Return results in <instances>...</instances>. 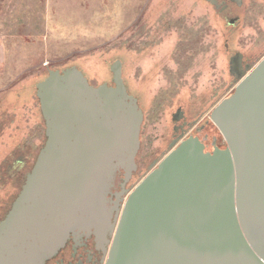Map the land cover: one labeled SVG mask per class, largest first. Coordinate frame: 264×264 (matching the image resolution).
<instances>
[{
    "label": "water",
    "instance_id": "95a60500",
    "mask_svg": "<svg viewBox=\"0 0 264 264\" xmlns=\"http://www.w3.org/2000/svg\"><path fill=\"white\" fill-rule=\"evenodd\" d=\"M76 67L37 85L46 142L0 222V264H46L71 235L110 237L105 264H264V58L211 112L225 149L183 140L132 191L144 112Z\"/></svg>",
    "mask_w": 264,
    "mask_h": 264
},
{
    "label": "rangeland",
    "instance_id": "374dc122",
    "mask_svg": "<svg viewBox=\"0 0 264 264\" xmlns=\"http://www.w3.org/2000/svg\"><path fill=\"white\" fill-rule=\"evenodd\" d=\"M248 14L231 34L204 0H0V159L20 158L21 144L34 152L10 168V206L46 142L37 85L50 70L76 67L92 85L113 86L121 61L129 94L145 114L158 109L144 121L132 191L157 167L146 169L164 150L171 114L189 101L212 112L235 90L229 57L264 56V11Z\"/></svg>",
    "mask_w": 264,
    "mask_h": 264
},
{
    "label": "flooded vegetation",
    "instance_id": "af4514ba",
    "mask_svg": "<svg viewBox=\"0 0 264 264\" xmlns=\"http://www.w3.org/2000/svg\"><path fill=\"white\" fill-rule=\"evenodd\" d=\"M204 1L213 7L215 12L222 16L228 27H232L233 33L231 34L240 31L244 22L243 20L249 15L248 13H252L257 7L264 11V0ZM226 47V49L229 50L228 44H226ZM259 57L252 55V53L245 54L239 51L233 53L229 57L231 87L236 85L241 76L248 73L249 68L254 67L264 58V56ZM157 110L156 107H153L150 113H144V121H153V117L155 113H157ZM170 120L171 127L168 129L170 130V135H163L164 150H162L160 154L148 164V167L146 168L147 170L156 167L168 153L179 145L181 141L190 137L199 138L204 144L206 152L212 153L215 148L225 149L223 147L225 144L223 136L211 120L210 110L206 109L205 111H202L194 101H189L185 106H179L171 114ZM21 145L19 146V150L25 154H22L20 158L15 157L14 152H11L9 155V153L5 151V153H2L4 157L2 156L3 158L0 159V194L1 196L5 195V197L3 196L0 200V222L6 217L11 208L9 204L8 190H6L8 189L10 168L15 165V167L20 166L19 169H22L26 162L34 155V152H31L30 147H21ZM138 170L139 165L128 181H126L123 172L117 174L115 186L109 195L111 201H117L120 194L124 191H129L133 187L134 184H131V181L134 176L137 175ZM109 240V235L105 237L93 233L91 235L83 233L80 235H71L66 245L55 256L48 259L46 264H105L107 251L110 247Z\"/></svg>",
    "mask_w": 264,
    "mask_h": 264
},
{
    "label": "trees",
    "instance_id": "16d2710c",
    "mask_svg": "<svg viewBox=\"0 0 264 264\" xmlns=\"http://www.w3.org/2000/svg\"><path fill=\"white\" fill-rule=\"evenodd\" d=\"M43 148V147H42Z\"/></svg>",
    "mask_w": 264,
    "mask_h": 264
}]
</instances>
